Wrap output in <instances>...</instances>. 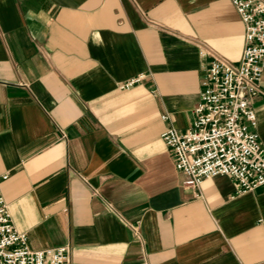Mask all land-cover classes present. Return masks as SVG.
I'll return each instance as SVG.
<instances>
[{
	"label": "crops",
	"instance_id": "obj_1",
	"mask_svg": "<svg viewBox=\"0 0 264 264\" xmlns=\"http://www.w3.org/2000/svg\"><path fill=\"white\" fill-rule=\"evenodd\" d=\"M237 12L0 0V190L32 249L68 245L70 264H264V185L186 187L161 137L190 126L211 54L239 63ZM251 101L264 147V75Z\"/></svg>",
	"mask_w": 264,
	"mask_h": 264
},
{
	"label": "built area",
	"instance_id": "obj_2",
	"mask_svg": "<svg viewBox=\"0 0 264 264\" xmlns=\"http://www.w3.org/2000/svg\"><path fill=\"white\" fill-rule=\"evenodd\" d=\"M230 1L244 25L239 63L211 54L190 126L183 131L168 127L161 137L184 176V186L197 188L204 180L223 175L233 180L239 195L264 185V147L251 101L264 75V0ZM208 54L200 51L202 57ZM141 78H131L121 87ZM6 178L4 174L2 179ZM69 253L68 245L32 249L26 233L14 227L0 190V264H70Z\"/></svg>",
	"mask_w": 264,
	"mask_h": 264
}]
</instances>
